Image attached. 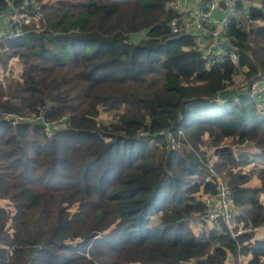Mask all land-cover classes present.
I'll use <instances>...</instances> for the list:
<instances>
[{
    "label": "trees",
    "instance_id": "trees-1",
    "mask_svg": "<svg viewBox=\"0 0 264 264\" xmlns=\"http://www.w3.org/2000/svg\"><path fill=\"white\" fill-rule=\"evenodd\" d=\"M168 2L57 0L38 9L0 0L10 31L22 30L0 42V61L23 66L18 79L0 80V264H225L229 252L261 264L264 104L252 90L264 80V0L230 19L238 62L211 65L199 33L172 31ZM25 11L28 22L12 18ZM239 71L248 90L229 88ZM39 108L52 122L67 116L51 139ZM204 137L235 197L232 228L251 230L233 235L221 219L190 229L217 188ZM226 137L254 147L235 155Z\"/></svg>",
    "mask_w": 264,
    "mask_h": 264
},
{
    "label": "built area",
    "instance_id": "built-area-1",
    "mask_svg": "<svg viewBox=\"0 0 264 264\" xmlns=\"http://www.w3.org/2000/svg\"><path fill=\"white\" fill-rule=\"evenodd\" d=\"M41 2L42 0H25V6L32 3L40 9ZM250 4L251 0H196V3L192 0H169L168 7L177 13L171 18L170 26L174 33L197 32L207 36L206 42L197 41L203 52L202 57L208 65L214 64L224 57H230L238 62L239 55L237 51L229 48L231 45L226 36V30L232 15L240 7L248 8ZM1 16H7L8 18L6 19V26L0 25V42L7 37L21 34L20 27H16L13 32L10 31V27L13 26V22L9 18L10 15L4 14ZM23 17L28 22L33 16L27 11L16 12L12 15L14 20H20ZM252 94L258 95L259 102L264 104V83L262 81L255 83ZM66 117L63 116L60 119L64 120ZM20 118L22 117H17V121ZM35 119H39L46 126L48 137L52 138L57 128L54 126L55 121L52 122L44 115V108H39V115ZM209 167L216 175L217 188L214 193L208 192L203 196V201L207 207L204 217L211 220H225L230 224L233 222L237 208L234 194L230 184L216 172L214 165L209 163ZM246 229H239V233L246 231Z\"/></svg>",
    "mask_w": 264,
    "mask_h": 264
},
{
    "label": "rangeland",
    "instance_id": "rangeland-1",
    "mask_svg": "<svg viewBox=\"0 0 264 264\" xmlns=\"http://www.w3.org/2000/svg\"><path fill=\"white\" fill-rule=\"evenodd\" d=\"M52 1L54 2V1H57V0H42L43 3H51ZM192 1L194 3H196V0H192ZM8 13H9L8 9H6V11L0 12V24L3 25V26L6 25V23H7L6 19L8 17L4 16L5 20H2L1 19V15H4V14L9 15ZM3 21H5V22H3ZM35 21L38 23L39 22V18L32 19L31 23H33V22L35 23ZM2 50H4V49H2ZM22 68H23L22 63H21V61H20V59L18 57H13L9 61L7 67H5L2 64V62L0 61V80H2L4 75H6V74H9V76H13L14 78L18 79L20 77V75H21ZM262 82L264 83V80ZM250 85L251 84L248 82V76L245 75L244 72L239 71V73L236 74V76L234 78L233 85L230 86L229 88H234V89H238V90H246V88H248ZM24 113H25V116H29L30 118H23V119H26V120H29V121L33 120V118H32L33 113L28 112V111L24 112ZM111 115H112V113L108 112V111H102V113H101L102 118L104 120H107V121H110L112 119ZM55 118L57 119V120H55V123H54V126L56 128H61V127H63V125H65L64 124V120L60 119L59 117H55ZM49 139H51V138H49ZM208 141L209 140L206 137L204 139L203 144H202V149L208 151L209 157H210V162L212 164H214L218 160V156L217 155L211 156L212 154H214V150H213L212 147L209 146ZM223 145L229 146L232 149V151L234 152L235 155L237 154V150L240 147H245V148L254 147V143H252L250 141H239V139L237 137H226L223 140ZM185 146H191V143H189V145L185 144ZM249 168H250V166H249ZM44 170H45V167L40 168V170H39V172L41 173L40 178H42L44 176V174H45ZM215 170H216V172H218L220 174V176L222 178H225V173L223 171H220V170H217V169H215ZM106 192L107 191H105V193ZM93 198L94 197H90V199H93ZM261 198L264 201V193L261 194ZM0 201L1 202H5V200H3V199H0ZM203 217L204 216H202V215H201V217L195 215L194 217L189 218L188 219V224H189L190 229L195 231L196 233H199L201 231H208L211 227L217 225L213 220L206 219V217H204V218ZM229 225L231 226V228L234 227V223L233 222H231ZM251 229L252 228H250V227L247 228V230H251ZM232 233H233V235L238 234L239 233V229L235 230V229L232 228ZM255 238L264 239V223L262 225H260L256 229ZM249 257H250V255H245V256L242 255V254L235 255L234 253L229 252V255H228V258H227L225 264H247V261H248ZM261 264H264V257H263V259L261 261Z\"/></svg>",
    "mask_w": 264,
    "mask_h": 264
},
{
    "label": "crops",
    "instance_id": "crops-1",
    "mask_svg": "<svg viewBox=\"0 0 264 264\" xmlns=\"http://www.w3.org/2000/svg\"><path fill=\"white\" fill-rule=\"evenodd\" d=\"M4 18V17H3ZM4 20H5V18H4ZM3 22H5V21H3ZM206 37L207 36H205V35H203V34H200V37H199V39H198V41L199 42H206ZM203 44V43H202Z\"/></svg>",
    "mask_w": 264,
    "mask_h": 264
},
{
    "label": "water",
    "instance_id": "water-1",
    "mask_svg": "<svg viewBox=\"0 0 264 264\" xmlns=\"http://www.w3.org/2000/svg\"><path fill=\"white\" fill-rule=\"evenodd\" d=\"M47 103H48L49 105H51V104H52V102H50V100H47Z\"/></svg>",
    "mask_w": 264,
    "mask_h": 264
},
{
    "label": "clouds",
    "instance_id": "clouds-1",
    "mask_svg": "<svg viewBox=\"0 0 264 264\" xmlns=\"http://www.w3.org/2000/svg\"><path fill=\"white\" fill-rule=\"evenodd\" d=\"M49 105V104H48Z\"/></svg>",
    "mask_w": 264,
    "mask_h": 264
}]
</instances>
